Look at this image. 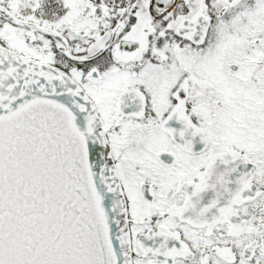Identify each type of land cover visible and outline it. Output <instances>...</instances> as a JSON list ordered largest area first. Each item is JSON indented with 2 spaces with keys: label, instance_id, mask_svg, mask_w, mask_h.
<instances>
[{
  "label": "snow or ice",
  "instance_id": "snow-or-ice-1",
  "mask_svg": "<svg viewBox=\"0 0 264 264\" xmlns=\"http://www.w3.org/2000/svg\"><path fill=\"white\" fill-rule=\"evenodd\" d=\"M0 264H264V0H0Z\"/></svg>",
  "mask_w": 264,
  "mask_h": 264
}]
</instances>
